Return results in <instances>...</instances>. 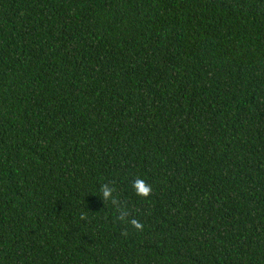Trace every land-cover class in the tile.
<instances>
[{
	"label": "trees",
	"instance_id": "trees-1",
	"mask_svg": "<svg viewBox=\"0 0 264 264\" xmlns=\"http://www.w3.org/2000/svg\"><path fill=\"white\" fill-rule=\"evenodd\" d=\"M0 264H264V0H0Z\"/></svg>",
	"mask_w": 264,
	"mask_h": 264
},
{
	"label": "clouds",
	"instance_id": "clouds-1",
	"mask_svg": "<svg viewBox=\"0 0 264 264\" xmlns=\"http://www.w3.org/2000/svg\"><path fill=\"white\" fill-rule=\"evenodd\" d=\"M134 188L137 191V195L147 197L151 192V186L147 184L144 180H137L134 184ZM100 194L103 200H112V190L108 188L107 186H103L100 190ZM120 215L119 219L121 221L125 220V218L128 216V211L126 208H120ZM130 224L137 230L142 229L141 223H139L136 219H131Z\"/></svg>",
	"mask_w": 264,
	"mask_h": 264
}]
</instances>
